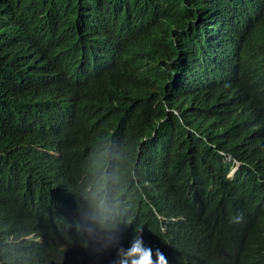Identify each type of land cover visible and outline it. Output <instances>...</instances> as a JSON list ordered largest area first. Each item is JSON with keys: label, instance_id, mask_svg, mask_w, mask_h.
<instances>
[{"label": "trees", "instance_id": "trees-1", "mask_svg": "<svg viewBox=\"0 0 264 264\" xmlns=\"http://www.w3.org/2000/svg\"><path fill=\"white\" fill-rule=\"evenodd\" d=\"M55 41L99 76L100 86L67 107L43 92L44 50ZM208 69L264 77V0H0V264H60L62 251L54 205L31 195L33 169L8 150L32 143L43 162L51 145L74 168L89 143L134 147L140 137L144 163L167 179L182 124L162 96L174 101L188 72ZM150 216L137 224L154 237ZM204 227L215 244L224 240L212 223ZM255 227L238 221V253L262 246ZM34 233L45 241H18Z\"/></svg>", "mask_w": 264, "mask_h": 264}, {"label": "clouds", "instance_id": "clouds-1", "mask_svg": "<svg viewBox=\"0 0 264 264\" xmlns=\"http://www.w3.org/2000/svg\"><path fill=\"white\" fill-rule=\"evenodd\" d=\"M44 57V95L62 106L100 86L93 63L76 60L65 44L55 41ZM186 78L174 101L162 96L182 124L167 179L144 163L140 137L134 147L118 138L89 143L74 168L68 153L51 145L43 162L32 143L7 151L33 169L25 179L31 195L54 205L60 264H264V77L233 79L208 69ZM150 213L154 237L137 224ZM242 219L263 240L238 253ZM209 223L222 242L209 239ZM18 241L45 239L34 233Z\"/></svg>", "mask_w": 264, "mask_h": 264}]
</instances>
